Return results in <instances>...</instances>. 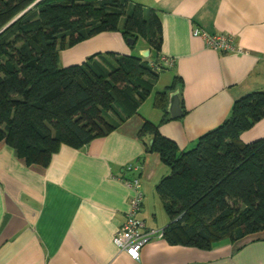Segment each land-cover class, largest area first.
I'll return each mask as SVG.
<instances>
[{
    "label": "crops",
    "instance_id": "obj_1",
    "mask_svg": "<svg viewBox=\"0 0 264 264\" xmlns=\"http://www.w3.org/2000/svg\"><path fill=\"white\" fill-rule=\"evenodd\" d=\"M129 1L159 12L161 55L173 60L165 87L176 76L182 80L170 92L178 94L182 115L172 118L168 111L170 119L160 123L159 132L180 150L221 124L236 99L264 91V0ZM194 28L228 34L244 51L208 48L191 35ZM135 48L141 56L145 40ZM96 52L130 54L133 48L118 31H104L62 50L59 65L79 64ZM154 93L106 136L79 149L61 145L46 167L26 165L0 142V264H264V230L208 249L154 238L138 259L113 243L131 193L124 179H140L138 217L147 227L169 222L160 213L165 208L155 186L170 170L137 137L144 120L158 123L162 117L153 106ZM239 137L246 143L263 138L264 116ZM128 164L136 169L126 171Z\"/></svg>",
    "mask_w": 264,
    "mask_h": 264
},
{
    "label": "trees",
    "instance_id": "obj_2",
    "mask_svg": "<svg viewBox=\"0 0 264 264\" xmlns=\"http://www.w3.org/2000/svg\"><path fill=\"white\" fill-rule=\"evenodd\" d=\"M33 2L0 0V142L26 165L46 167L61 145L79 149L137 113L169 65L161 60L153 8L129 0H40L36 12L24 11ZM104 31L133 39V49L145 40L149 56L96 52L59 65L62 50ZM179 82L176 76L154 93L162 117L144 120L137 134L170 170L155 186L169 218L163 238L208 249L264 230V137L247 143L239 137L264 116V91L236 99L221 124L180 150L159 132Z\"/></svg>",
    "mask_w": 264,
    "mask_h": 264
},
{
    "label": "built area",
    "instance_id": "obj_3",
    "mask_svg": "<svg viewBox=\"0 0 264 264\" xmlns=\"http://www.w3.org/2000/svg\"><path fill=\"white\" fill-rule=\"evenodd\" d=\"M194 37H201L208 48H212L221 53L241 52L242 48L233 43L232 37L228 34H209L199 28H194L191 31ZM264 57V53H263ZM161 60L171 66L173 60L161 56ZM126 171L136 169V166L128 164L125 166ZM123 182L130 189L131 193L128 199V209L125 213V220L122 226L115 232L113 243L120 249L126 252L131 259H138L142 246L148 241L163 237V228L147 227L144 221L138 217L142 208L143 192L141 182L138 177L124 179Z\"/></svg>",
    "mask_w": 264,
    "mask_h": 264
},
{
    "label": "rangeland",
    "instance_id": "obj_4",
    "mask_svg": "<svg viewBox=\"0 0 264 264\" xmlns=\"http://www.w3.org/2000/svg\"><path fill=\"white\" fill-rule=\"evenodd\" d=\"M40 0H35V2H33V4H31L27 9H25L24 11H28V10H33L35 7H34V4L35 3H38ZM37 9L35 8L32 12H36ZM19 16V15H18ZM17 16V17H18ZM17 17L13 18L12 20H10L8 22V24H11L13 21H15L17 19ZM122 23V19L120 21V24ZM7 24V25H8ZM137 47V46H136ZM135 49H133V53H135ZM170 81V72L169 70H166L164 69L163 71L159 72V75H158V79L156 80L155 84H154V88L152 90V94L155 92V89H160L162 90L165 85H167ZM109 114V119L110 120H113V121H116L117 119L115 118V116L113 114H111L110 112L108 113ZM160 213L161 215L165 218V219H168V216L167 214L165 213V211L162 209H160Z\"/></svg>",
    "mask_w": 264,
    "mask_h": 264
},
{
    "label": "water",
    "instance_id": "obj_5",
    "mask_svg": "<svg viewBox=\"0 0 264 264\" xmlns=\"http://www.w3.org/2000/svg\"><path fill=\"white\" fill-rule=\"evenodd\" d=\"M127 44L132 47L134 45V40L129 38L127 39ZM149 49L146 48L141 52V56L143 58H146L149 56ZM168 111L170 113V116L172 118H176L182 115L181 106H180V100L178 94L170 93L169 94V107Z\"/></svg>",
    "mask_w": 264,
    "mask_h": 264
}]
</instances>
